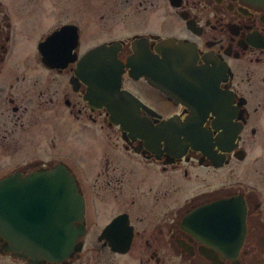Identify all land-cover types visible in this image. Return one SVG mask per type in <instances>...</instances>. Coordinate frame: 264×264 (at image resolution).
<instances>
[{
  "label": "flooded vegetation",
  "instance_id": "obj_1",
  "mask_svg": "<svg viewBox=\"0 0 264 264\" xmlns=\"http://www.w3.org/2000/svg\"><path fill=\"white\" fill-rule=\"evenodd\" d=\"M0 184L79 247L0 264H264V0H0Z\"/></svg>",
  "mask_w": 264,
  "mask_h": 264
},
{
  "label": "water",
  "instance_id": "obj_2",
  "mask_svg": "<svg viewBox=\"0 0 264 264\" xmlns=\"http://www.w3.org/2000/svg\"><path fill=\"white\" fill-rule=\"evenodd\" d=\"M105 48L100 47L93 54L97 52L100 54ZM98 71L101 76L107 73L108 69L105 68L103 63L99 64ZM112 69V68H109ZM115 77L119 79L121 77V70L119 68H114ZM111 75V74H110ZM120 82V80H116ZM53 174H58L65 176V171L62 169H57ZM49 182V179H48ZM0 184V191H1ZM51 190H52V213L55 209L58 212H66L67 214H82V202L77 194V187L75 181L68 177L67 179L56 178L55 176L51 177ZM66 190V193L61 194L60 192ZM11 196V195H10ZM0 196V228L8 232V236L12 239V243L9 246V249L20 251L24 250L30 254L40 255L45 258L59 259L60 257H68L75 250L79 249L76 247L75 243L71 240V231L72 227L68 223L66 228L58 226V223L52 220V222H47L46 224H40V227L35 226V224L29 225L28 228L22 229V234L17 235L15 229L12 226L14 220V210L10 206H6V201L2 205V200ZM61 199V201H60ZM59 201V203H58ZM58 203V204H57ZM59 205L58 207H55ZM11 205V204H10ZM47 211L49 209L47 208ZM71 219H69L70 222ZM15 237L25 238L29 240L28 243H18Z\"/></svg>",
  "mask_w": 264,
  "mask_h": 264
}]
</instances>
